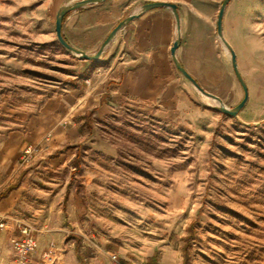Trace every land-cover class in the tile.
Masks as SVG:
<instances>
[{"label": "rangeland", "instance_id": "374dc122", "mask_svg": "<svg viewBox=\"0 0 264 264\" xmlns=\"http://www.w3.org/2000/svg\"><path fill=\"white\" fill-rule=\"evenodd\" d=\"M197 1L188 12L212 15L211 30L193 22L206 54L197 81L232 108L245 94L217 31L224 0ZM43 2L0 0V143L91 61L58 41L56 16ZM223 35L248 88L237 117L206 95L219 120L203 134L123 105L96 120L80 168L52 165L45 153L26 167L18 162L4 191L22 190L17 210L36 228L31 264L76 263L69 242L79 264H145L149 256L160 264H264V0H231ZM1 229L12 234L13 249V230ZM51 248L57 258L47 263Z\"/></svg>", "mask_w": 264, "mask_h": 264}, {"label": "crops", "instance_id": "0c3cea01", "mask_svg": "<svg viewBox=\"0 0 264 264\" xmlns=\"http://www.w3.org/2000/svg\"><path fill=\"white\" fill-rule=\"evenodd\" d=\"M76 1L79 0H44L43 5L50 16L53 13L56 16L62 6ZM152 1L176 3L180 26L170 7L140 13L141 6ZM212 2L209 0L208 4L212 5ZM196 4L197 0H106L66 16L64 37L73 46L93 54L120 21L140 13L116 35L100 59L85 65L77 81L66 83L61 92L48 96L23 128L11 132L0 143V219L3 215H22L17 210L22 190L10 187L5 192L4 188L16 174L19 152L26 142H39L52 133L51 149L45 153L47 162L52 165L70 162L78 169L82 166L84 144L96 120L114 114L123 105L167 115L196 133L212 132L218 123V115L206 106V95L176 68L171 54L174 41L180 34L177 57L200 81L198 63H204L206 54L195 41L197 31L193 22L204 23V30L209 23L211 30L212 15L187 11L186 6ZM67 147L75 151L72 156H68ZM11 235L5 229L0 230V255L6 264L13 257L12 246H9ZM69 251H73L76 263L68 264H79L74 242H69L67 253Z\"/></svg>", "mask_w": 264, "mask_h": 264}, {"label": "water", "instance_id": "95a60500", "mask_svg": "<svg viewBox=\"0 0 264 264\" xmlns=\"http://www.w3.org/2000/svg\"><path fill=\"white\" fill-rule=\"evenodd\" d=\"M106 0H79L76 2H73L71 4L68 5H64L62 6L57 14H56V19H55V32H56V36L58 41L68 50H70L71 52L79 55L82 59H86V60H98L100 59V57L102 56V54L104 53L106 47L113 41V39L116 37V35L128 24L130 23L132 20H134L135 18H137L140 13L154 9V8H162V7H170L175 15L176 21H177V25L178 27L180 26V15H179V11H178V5L176 3L173 2H166V1H152V2H147L144 3L141 6V11L140 13H134L131 14L129 16H127L126 18H124L122 21H120L115 27L114 29L108 34V36L104 39V41L101 43L99 49L93 53V54H89L75 46H73L72 44H70L68 42V40L64 37L63 35V23H64V19L65 17L72 11L87 7L89 5H93V4H98V3H102ZM231 0H224L222 5H221V9L218 15V21H217V31H218V35L220 36V38L223 40V42L225 43V45L228 47V49L231 51V55H232V63H233V67L236 73V76L238 78V80L240 81L243 89H244V98L242 99V101L237 104L236 106L230 108L228 106H226L225 104H223V102L221 101V99L216 96L213 95L209 92H207L200 84L199 82L186 70V68L183 66V64L180 62V60L177 57V50L181 45V35L179 34L178 37L176 38V40L174 41V44L171 48V54L173 57V61L176 65V68L187 78L189 79L198 90H200L203 94L217 100L220 103V106L218 107V110L221 111L222 113H225L226 115H229L231 117H237L238 113L240 112V110L244 107V105L247 103L248 98H249V94H248V88L247 85L239 71L238 68V63H237V56L236 53L234 52V50L232 49V47L229 45V43L226 41V39L224 38L223 35V16L226 10V7L228 6L229 2Z\"/></svg>", "mask_w": 264, "mask_h": 264}, {"label": "built area", "instance_id": "2783aa9c", "mask_svg": "<svg viewBox=\"0 0 264 264\" xmlns=\"http://www.w3.org/2000/svg\"><path fill=\"white\" fill-rule=\"evenodd\" d=\"M52 133H48L39 142H26L21 148L19 156L20 167L28 166L34 159L51 149ZM0 228H11L14 232L12 238L13 263L11 264H31L32 255L37 247L36 228L31 222H27L20 217L3 215L0 219ZM56 251L51 248L44 253L43 259L47 262L55 261ZM48 263V262H47Z\"/></svg>", "mask_w": 264, "mask_h": 264}, {"label": "trees", "instance_id": "16d2710c", "mask_svg": "<svg viewBox=\"0 0 264 264\" xmlns=\"http://www.w3.org/2000/svg\"><path fill=\"white\" fill-rule=\"evenodd\" d=\"M66 18V17H65ZM65 20V19H64ZM184 263H187V253L186 251H184ZM122 264H133L131 262H128L126 260H122ZM145 264H160L159 262V259L156 257V256H149L147 259H146V262Z\"/></svg>", "mask_w": 264, "mask_h": 264}]
</instances>
